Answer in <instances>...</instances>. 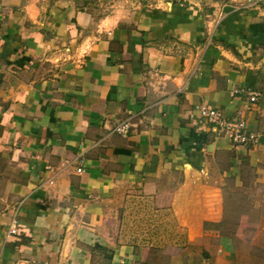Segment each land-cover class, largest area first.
Instances as JSON below:
<instances>
[{"label":"crops","instance_id":"crops-1","mask_svg":"<svg viewBox=\"0 0 264 264\" xmlns=\"http://www.w3.org/2000/svg\"><path fill=\"white\" fill-rule=\"evenodd\" d=\"M244 165L264 172V0H0V264H169L141 249L170 227L228 251ZM127 212L164 236L127 239Z\"/></svg>","mask_w":264,"mask_h":264},{"label":"rangeland","instance_id":"rangeland-1","mask_svg":"<svg viewBox=\"0 0 264 264\" xmlns=\"http://www.w3.org/2000/svg\"><path fill=\"white\" fill-rule=\"evenodd\" d=\"M234 180L223 186L222 216L216 227L218 235L232 236V240H227L230 250L227 251L220 242L214 244L213 238H210L211 243L208 244V234H204L197 242L178 245L177 240H183L182 234L170 227L165 237L168 242H165L162 249L158 239L159 247L153 242L152 246L145 249L142 247V254L149 259H166L169 264H179V260L184 264H264V172L244 165ZM114 220L125 227L127 235L124 236L127 239L137 237L139 240L144 237L160 238L163 233L151 235L143 231L152 232L154 228L166 227L167 222L165 219L162 222L160 217L136 220L128 212L124 218L111 219V222ZM203 227L207 228L206 225ZM199 236L198 233L191 235V240ZM239 237L247 241L243 242Z\"/></svg>","mask_w":264,"mask_h":264},{"label":"built area","instance_id":"built-area-1","mask_svg":"<svg viewBox=\"0 0 264 264\" xmlns=\"http://www.w3.org/2000/svg\"><path fill=\"white\" fill-rule=\"evenodd\" d=\"M256 94L248 93V102H255ZM199 114L205 117L209 122L215 124L222 131L232 145H246L255 141V134L252 133L246 125L245 119L238 111L234 119H226L221 116L220 111L209 106L198 107ZM128 127L127 121L123 120L114 125V131L123 133ZM78 170V169H77ZM16 231V218L10 219L8 233L13 234Z\"/></svg>","mask_w":264,"mask_h":264}]
</instances>
